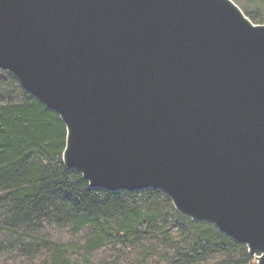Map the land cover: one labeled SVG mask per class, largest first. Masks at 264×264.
I'll list each match as a JSON object with an SVG mask.
<instances>
[{"label": "water", "instance_id": "95a60500", "mask_svg": "<svg viewBox=\"0 0 264 264\" xmlns=\"http://www.w3.org/2000/svg\"><path fill=\"white\" fill-rule=\"evenodd\" d=\"M0 71L91 188L161 191L264 264V24L234 0H0Z\"/></svg>", "mask_w": 264, "mask_h": 264}, {"label": "trees", "instance_id": "16d2710c", "mask_svg": "<svg viewBox=\"0 0 264 264\" xmlns=\"http://www.w3.org/2000/svg\"><path fill=\"white\" fill-rule=\"evenodd\" d=\"M235 1L264 24V1ZM66 139L59 115L0 71V264H257L161 191L91 188L65 167Z\"/></svg>", "mask_w": 264, "mask_h": 264}, {"label": "rangeland", "instance_id": "374dc122", "mask_svg": "<svg viewBox=\"0 0 264 264\" xmlns=\"http://www.w3.org/2000/svg\"><path fill=\"white\" fill-rule=\"evenodd\" d=\"M235 1V0H234ZM260 2L264 1V0H259ZM240 7L241 6H244V4L240 1H235ZM242 4V5H241ZM56 236L60 237L62 240H65V241H70V240H75L77 239V235L70 232V231H62V232H59V233H56Z\"/></svg>", "mask_w": 264, "mask_h": 264}]
</instances>
